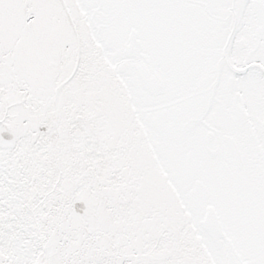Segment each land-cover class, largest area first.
<instances>
[{"label": "snow or ice", "instance_id": "obj_1", "mask_svg": "<svg viewBox=\"0 0 264 264\" xmlns=\"http://www.w3.org/2000/svg\"><path fill=\"white\" fill-rule=\"evenodd\" d=\"M0 264H264V0H0Z\"/></svg>", "mask_w": 264, "mask_h": 264}]
</instances>
